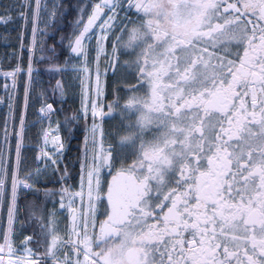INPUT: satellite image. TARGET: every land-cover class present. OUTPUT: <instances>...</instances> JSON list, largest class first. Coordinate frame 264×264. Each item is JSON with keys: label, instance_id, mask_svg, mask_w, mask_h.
Returning a JSON list of instances; mask_svg holds the SVG:
<instances>
[{"label": "snow or ice", "instance_id": "snow-or-ice-1", "mask_svg": "<svg viewBox=\"0 0 264 264\" xmlns=\"http://www.w3.org/2000/svg\"><path fill=\"white\" fill-rule=\"evenodd\" d=\"M68 8L0 7V264H264V0Z\"/></svg>", "mask_w": 264, "mask_h": 264}, {"label": "trees", "instance_id": "trees-1", "mask_svg": "<svg viewBox=\"0 0 264 264\" xmlns=\"http://www.w3.org/2000/svg\"><path fill=\"white\" fill-rule=\"evenodd\" d=\"M79 2V0H64V3L69 6L67 14L65 18L61 21L60 27L63 31L68 32L71 28V22L75 19V12H74V6ZM10 3V0H4V4L7 5ZM12 24H9L7 28H3V35H0L1 40L3 38H6L8 36L11 37V33H13V36H17V27L13 29L11 32L9 31L10 26ZM9 38V37H8ZM28 38V37H27ZM5 41H8L5 39ZM8 44H2L0 43V57L2 58V69L8 70L10 69V66H13L16 62L15 57L10 56V51L17 47L18 43L16 40V43H11L8 41ZM26 59V57H25ZM36 67L42 68V64H36ZM43 87L48 90L49 93H51V90L55 87V80L52 79L50 76L45 74L43 76ZM77 97L69 99L65 103V108H67L69 105H72L73 107H78V102L75 100ZM39 103L37 102L35 104V107H30L29 109V119L31 121H35L38 117V114L36 112V109H38ZM56 106V105H55ZM6 114V109L2 108L0 109V122H2V119L4 115ZM39 130V125H37L35 128H33V133ZM64 135L67 136V133L65 132ZM83 139V128H80L72 137H70V144L65 150V163L69 164V169L74 170L73 166L76 165V157L79 155L78 153V147ZM19 231V229H18Z\"/></svg>", "mask_w": 264, "mask_h": 264}, {"label": "rangeland", "instance_id": "rangeland-1", "mask_svg": "<svg viewBox=\"0 0 264 264\" xmlns=\"http://www.w3.org/2000/svg\"><path fill=\"white\" fill-rule=\"evenodd\" d=\"M2 90L0 91V93L2 94L1 96H4L5 95V91H4V89H3V87L1 88ZM9 91H11V89H9ZM77 99H78V106H79V98L77 97ZM39 107V106H38ZM55 107V106H54ZM37 112V114H38V116L40 115L39 113H38V111H36ZM44 126L46 127L47 126V122L45 121V124H44Z\"/></svg>", "mask_w": 264, "mask_h": 264}, {"label": "bare ground", "instance_id": "bare-ground-1", "mask_svg": "<svg viewBox=\"0 0 264 264\" xmlns=\"http://www.w3.org/2000/svg\"><path fill=\"white\" fill-rule=\"evenodd\" d=\"M7 28V27H6Z\"/></svg>", "mask_w": 264, "mask_h": 264}]
</instances>
